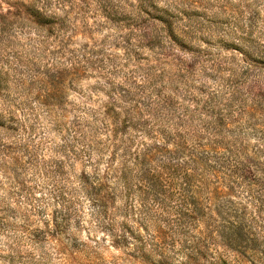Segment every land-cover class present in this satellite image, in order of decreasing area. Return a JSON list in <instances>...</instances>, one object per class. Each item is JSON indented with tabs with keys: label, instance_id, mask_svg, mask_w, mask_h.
I'll list each match as a JSON object with an SVG mask.
<instances>
[{
	"label": "rangeland",
	"instance_id": "374dc122",
	"mask_svg": "<svg viewBox=\"0 0 264 264\" xmlns=\"http://www.w3.org/2000/svg\"><path fill=\"white\" fill-rule=\"evenodd\" d=\"M124 163L95 214L77 177ZM154 242L264 264V0H0V264H149Z\"/></svg>",
	"mask_w": 264,
	"mask_h": 264
},
{
	"label": "trees",
	"instance_id": "16d2710c",
	"mask_svg": "<svg viewBox=\"0 0 264 264\" xmlns=\"http://www.w3.org/2000/svg\"><path fill=\"white\" fill-rule=\"evenodd\" d=\"M135 161H137V157H134ZM173 170H176V167H174V164L171 165ZM128 169V163H124L123 165L118 166L117 172L114 171L115 168L112 166V164L107 165L105 170L100 173V171L94 169L93 174L91 176H87V174L82 173L77 177L78 183L80 185V188L83 189L85 195L89 198V201L92 203L94 207H97L99 211L95 214L101 216L103 214V210L109 209L111 205H113L114 199L118 196L117 190L114 189V187L110 184L111 181H122L123 186L128 191L129 185H130V179L127 178V170ZM115 174H118V177H113ZM150 172L146 173L145 176L149 175ZM157 177H155L153 174H151L149 177H146L145 179V191L143 193L144 199L148 197L151 198V201L153 202V205L159 206L160 204L164 203L165 196L160 193L158 188L162 187V181L160 180V177H162V174L157 173ZM186 176H189V174H186ZM156 178V179H155ZM128 195V193H127ZM141 204L143 206L142 209H144V201L141 200ZM179 218H178V228H182V217H190L193 219H197V216L199 215V209L196 206L195 208H192L190 211H181L179 209ZM145 216L143 217V219ZM60 219H62L60 217ZM52 222H50L49 225H46V233L50 235L49 233L55 232L60 233L62 225L58 222V216L54 215L53 218H51ZM51 226V227H50ZM207 234H205V238L208 235H211V230H207ZM157 233L159 234V237H163L165 232L157 228ZM199 233V231H198ZM133 235L136 237L139 236V234ZM197 236V235H196ZM124 238V237H122ZM188 241V237L183 238V245L185 248H187L186 243ZM196 242V241H195ZM194 242V243H195ZM60 245V243H59ZM64 247V245L62 244ZM162 247L161 244L158 242H154L150 250L144 251L137 248V244L133 245V250L136 252L137 255L142 258L143 261L148 262L149 264H160L165 262V257L162 255V253L159 254V257H155L153 252H157V249H160ZM65 250V247L62 249ZM155 250V251H154ZM62 252V251H61ZM196 254H202L200 251V248L197 247ZM188 255V253H187Z\"/></svg>",
	"mask_w": 264,
	"mask_h": 264
}]
</instances>
